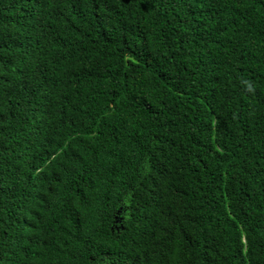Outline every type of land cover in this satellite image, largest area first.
Here are the masks:
<instances>
[{"label": "trees", "instance_id": "1", "mask_svg": "<svg viewBox=\"0 0 264 264\" xmlns=\"http://www.w3.org/2000/svg\"><path fill=\"white\" fill-rule=\"evenodd\" d=\"M0 264H264V0H0Z\"/></svg>", "mask_w": 264, "mask_h": 264}, {"label": "clouds", "instance_id": "2", "mask_svg": "<svg viewBox=\"0 0 264 264\" xmlns=\"http://www.w3.org/2000/svg\"><path fill=\"white\" fill-rule=\"evenodd\" d=\"M58 157H59V156H57V155L54 154V158H58Z\"/></svg>", "mask_w": 264, "mask_h": 264}]
</instances>
